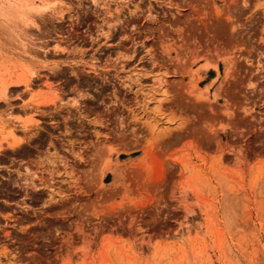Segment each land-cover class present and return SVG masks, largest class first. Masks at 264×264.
<instances>
[{
  "label": "rangeland",
  "instance_id": "1",
  "mask_svg": "<svg viewBox=\"0 0 264 264\" xmlns=\"http://www.w3.org/2000/svg\"><path fill=\"white\" fill-rule=\"evenodd\" d=\"M34 2L0 17V264H264V6Z\"/></svg>",
  "mask_w": 264,
  "mask_h": 264
},
{
  "label": "bare ground",
  "instance_id": "2",
  "mask_svg": "<svg viewBox=\"0 0 264 264\" xmlns=\"http://www.w3.org/2000/svg\"><path fill=\"white\" fill-rule=\"evenodd\" d=\"M4 4H5V1L3 2ZM2 3V4H3ZM2 4H0V17H3V18H5V19H8L9 20V18L10 17H12V18H19L20 19V17H25L26 15H25V13L27 12V11H31V10H42L43 8H44V10H45V8H46V5L45 6H43V5H39V4H35V2H34V0H7V3H6V5L4 6V4H3V6H2ZM49 4V3H48ZM252 6H255V9H257L258 10V8L260 7V8H262V6H264V1L263 0H256V2L254 3V5H252ZM258 7V8H257ZM148 11V10H147ZM35 12V11H34ZM263 12H264V9H263ZM27 14V13H26ZM25 15V16H24ZM26 19H28L27 18V16H26ZM10 20H11V18H10ZM16 21V20H15ZM23 23V22H22ZM120 37V36H119ZM122 41V40H121ZM22 48V47H21ZM124 48H126V47H124ZM22 50H23V48H22ZM122 53H123V51H122ZM121 54V53H120ZM126 54V53H125ZM153 66V65H152ZM122 67V66H121ZM135 70V69H134ZM137 71V70H136ZM25 72V71H24ZM137 73V72H136ZM34 73L32 72V75H33ZM29 76V77H24L23 76V79H22V81L24 82V84L25 85H27L28 83H29V81L34 77V76ZM155 78H154V80H153V82H157V86L159 87L160 86V88L162 87V81H164V79H163V75L162 76H154ZM166 77V76H165ZM6 78V77H5ZM22 78V77H21ZM20 78V79H21ZM1 79V78H0ZM153 79V78H152ZM3 80V79H2ZM0 80L2 83L0 84V95L1 94H3V96L5 95V93H6V90L8 89V84L7 83H4L3 81H5V80ZM196 83V82H195ZM6 84V85H5ZM30 85V84H29ZM195 85V84H194ZM27 87V86H26ZM150 90V89H149ZM160 91V90H159ZM158 92V91H157ZM163 90H162V92L160 91V93L161 94H163ZM146 94H148L147 93V91H146ZM114 95V94H113ZM151 95H153V93H150V95L149 96H151ZM115 96V98H117V96L116 95H114ZM73 97V96H72ZM75 98V97H74ZM73 98V99H74ZM146 98V97H145ZM149 98V97H148ZM160 99V98H159ZM159 99L157 100L156 99V101H153L152 103L149 101V102H142L143 104H142V108H141V116H140V118H136L137 119V121H136V123L138 122V121H140V123L141 124H143L145 127H146V129L149 131V132H151V133H154V132H156V131H159V129H158V127H160V121L162 120L163 121V119L165 120V121H169L167 118H166V115H164V114H162V107H159V106H161V103L159 102ZM75 100V99H74ZM77 102V101H76ZM157 103H159V104H157ZM74 104V103H73ZM140 105V104H139ZM128 107V106H127ZM140 107H141V105H140ZM129 108V107H128ZM130 109V108H129ZM130 110H128V112H129ZM130 113V112H129ZM30 116H31V114H30ZM130 118H132V117H130ZM134 118V117H133ZM142 118H143V120H142ZM28 119V118H27ZM23 120V119H22ZM27 121V120H26ZM24 123H26L25 121H24ZM163 123V122H162ZM99 124H100V122H99ZM134 124V123H133ZM163 125V124H162ZM24 126H26V124L24 125ZM102 126V125H101ZM165 126H168V125H165ZM164 126V127H165ZM12 129V128H11ZM10 128H9V134H8V136L10 135V137H12L11 138V142H12V144L14 143H16L17 141V138H16V136H15V134H14V132L11 130ZM161 129V128H160ZM11 130V131H10ZM8 133V132H7ZM7 139V138H6ZM41 156V155H40ZM43 158H45L44 160H50L51 159V155H45ZM24 169H26L27 170V167L25 166L24 167ZM27 172V171H26ZM31 173V172H30ZM29 174V173H28ZM27 176V175H26ZM29 176V175H28ZM31 177V176H30ZM32 178H33V176H32ZM83 232V231H82ZM82 235V234H81ZM81 237H85V236H80V238ZM82 239V238H81Z\"/></svg>",
  "mask_w": 264,
  "mask_h": 264
}]
</instances>
